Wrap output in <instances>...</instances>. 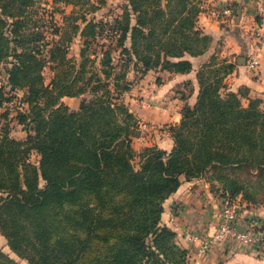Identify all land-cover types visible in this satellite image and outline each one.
Listing matches in <instances>:
<instances>
[{"label": "trees", "instance_id": "trees-1", "mask_svg": "<svg viewBox=\"0 0 264 264\" xmlns=\"http://www.w3.org/2000/svg\"><path fill=\"white\" fill-rule=\"evenodd\" d=\"M193 2L128 0L111 21L62 11L60 26L54 12L41 15L36 0H0V106L18 102L13 120L27 134L20 140L7 127L0 131V235L18 258L189 264L176 233L162 224L163 204L182 178L203 177L230 201L253 200L252 189L264 195L263 101L226 88L232 65L216 69L212 59L200 68L197 102L184 106L170 152L132 146L140 130L121 100L132 87L130 65L142 75L189 73L187 56L212 44L197 28L202 9ZM78 35L80 58H69ZM47 67L53 77L46 86ZM83 95L78 110L61 102ZM0 264L20 263L0 250Z\"/></svg>", "mask_w": 264, "mask_h": 264}, {"label": "crops", "instance_id": "crops-1", "mask_svg": "<svg viewBox=\"0 0 264 264\" xmlns=\"http://www.w3.org/2000/svg\"><path fill=\"white\" fill-rule=\"evenodd\" d=\"M203 5L197 28L212 37V44L200 56H187L192 63L189 73L156 68L142 75L130 65L127 80L132 82V87L121 95V100L136 117L137 126L147 127L144 139L140 134L132 138L137 152L148 146L167 152L174 148L173 127L181 122L184 106L196 104L200 90L198 72L212 59L216 69L224 67L227 70V66H233L223 81L228 90L238 93L247 89L250 97L260 98L264 106V0H205ZM227 7H232L235 13L232 10L225 15L223 10ZM76 40L81 42L80 52L71 56ZM82 48L83 40L78 35L70 45L68 57L79 59ZM254 58L258 65L251 67ZM48 70L52 74L49 81L46 79ZM44 76L47 86L53 77L49 67ZM83 97L65 96L61 102L71 110H78ZM68 100H76L77 105L72 108ZM22 131L26 134L23 128ZM210 187L203 177L182 178L178 191L163 204L162 224L176 233L177 243L188 251L190 264H264V233L256 230L263 223L252 216L251 211L242 214L238 211V216L246 227H256L253 229L258 238L256 243L225 237L213 242L208 250L203 249V241L217 233L220 222L222 198ZM7 249V242L0 235V250L8 254Z\"/></svg>", "mask_w": 264, "mask_h": 264}, {"label": "rangeland", "instance_id": "rangeland-1", "mask_svg": "<svg viewBox=\"0 0 264 264\" xmlns=\"http://www.w3.org/2000/svg\"><path fill=\"white\" fill-rule=\"evenodd\" d=\"M80 1L81 2L76 7L74 5L68 4L65 0H59V2L57 3H54V0H36L37 6L40 9L39 12L41 13V15L43 14L45 17L49 18L51 16V12H54L55 18L59 22L60 26H62L63 24L62 14H61L62 11L66 14H70L73 11H76L75 13L76 17H79L81 15H90L91 17H94L97 21H101V20L111 21L113 18H115L116 16L120 15L123 12V7L127 5L128 3V0H80ZM193 1H194L193 3H196L197 6L200 7V9L204 10L203 4L205 0H193ZM163 3L164 5H167V1H164ZM95 9H97V11L94 12V14H91ZM162 9L166 12L168 11V9H166L165 6ZM72 24L73 22H71L69 25L70 33L74 31L72 29ZM80 48H81V42H79V40H76L72 45L71 56H77V54L80 52ZM96 51L97 50L93 48L92 51L90 52V56H92V58L94 57V55H96ZM51 75H52L51 72L48 70L46 73V79L48 81L50 80ZM67 103L72 108L77 105L76 100H68ZM18 108H19L18 102H14L13 104L4 103V105L0 106V131L4 127H7L9 128V130H11V135L13 137L20 139L22 136L26 137V134L22 131V127L17 125L16 121L13 120L17 115ZM6 113H9V114L5 116ZM32 160L36 162L37 156H33ZM134 165L136 169L139 168L138 158L134 161ZM215 184H216V187H220V185L217 182ZM212 190L216 191L217 195L220 196V193L218 192L217 189H212ZM250 193L252 194L253 200L244 199L240 195L241 200L237 201V198H239L238 196L234 198L232 201L236 205L238 209L237 211H239L240 214L246 211H251L254 214L252 216L260 219L263 224L260 228L256 230L263 231L264 233V195L262 191H260V189H257V191H255V189H252ZM223 200L224 199H222V201ZM95 246L96 245L92 244L93 251H94ZM7 251H8V255L10 257H13V259H15L20 264H28L27 261L18 258L9 249H7ZM188 260H189V257H188ZM82 262L83 260H81L79 264H82ZM189 264H190V261H189Z\"/></svg>", "mask_w": 264, "mask_h": 264}, {"label": "built area", "instance_id": "built-area-1", "mask_svg": "<svg viewBox=\"0 0 264 264\" xmlns=\"http://www.w3.org/2000/svg\"><path fill=\"white\" fill-rule=\"evenodd\" d=\"M231 11L232 10L230 9V7H227L223 10V13L225 15H229L231 14ZM250 65L251 67H256L258 65L257 59H252ZM144 126L142 125L139 127L140 137L143 139L147 134V127ZM249 227H246L240 222L238 211L234 202L224 199L221 202L220 222L217 233L212 238L203 241V249L208 250L213 242H216L217 240L225 237H230L248 243H256L258 238H256V233L253 231V229L255 230L256 227Z\"/></svg>", "mask_w": 264, "mask_h": 264}]
</instances>
